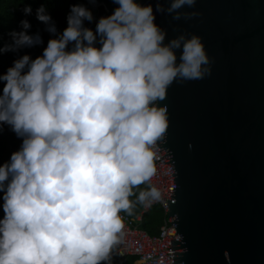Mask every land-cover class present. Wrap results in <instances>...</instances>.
Listing matches in <instances>:
<instances>
[{"label":"clouds","instance_id":"obj_1","mask_svg":"<svg viewBox=\"0 0 264 264\" xmlns=\"http://www.w3.org/2000/svg\"><path fill=\"white\" fill-rule=\"evenodd\" d=\"M111 2L99 17L98 0L70 4L62 31L41 4L35 18L50 34L42 53L19 55L0 74V132L21 141L0 163V264H108L131 198L162 200L149 183L168 128L160 102L173 82L209 75L211 59L199 35L166 39L156 15L197 16L179 11L196 0ZM30 28L21 19L0 53L42 45Z\"/></svg>","mask_w":264,"mask_h":264},{"label":"water","instance_id":"obj_2","mask_svg":"<svg viewBox=\"0 0 264 264\" xmlns=\"http://www.w3.org/2000/svg\"><path fill=\"white\" fill-rule=\"evenodd\" d=\"M98 5V16L115 7ZM179 11L199 15L157 13L156 23L166 39L199 35L211 73L173 82L160 102L172 264H264V0H196Z\"/></svg>","mask_w":264,"mask_h":264},{"label":"trees","instance_id":"obj_3","mask_svg":"<svg viewBox=\"0 0 264 264\" xmlns=\"http://www.w3.org/2000/svg\"><path fill=\"white\" fill-rule=\"evenodd\" d=\"M31 4L33 12L31 15L25 17L20 11V8L26 4ZM73 3H85L87 0H0V47L6 43H10V37L8 33L15 29L19 30V21L21 19H28L31 28L29 32L34 34L39 32L44 43L42 45L35 46L33 48H26L20 52H5L0 53V74H2L7 67H9L14 59L22 54H30L33 58L42 53L43 47L46 46L47 40L50 38V34L45 31V25L39 22L35 18V9L41 4H44L51 14L53 21L56 24L58 31H62L66 25V14L69 11V5ZM90 7V5H87ZM94 27V24L89 25ZM2 83H0V90H2ZM21 141L15 137V135L8 131L6 128L3 132H0V163L7 160L12 151L18 149ZM141 188L146 185L140 186ZM140 188L134 190L138 192ZM134 202V208L131 215L126 216L136 219L144 210V206L135 202V196L131 198ZM3 212L0 209V218H2ZM165 214L163 209L159 205L152 206L149 211L143 215L141 228L145 230L151 236L159 234L160 227L164 222ZM139 259L134 256H127L125 258H110L108 264H138Z\"/></svg>","mask_w":264,"mask_h":264},{"label":"built area","instance_id":"obj_4","mask_svg":"<svg viewBox=\"0 0 264 264\" xmlns=\"http://www.w3.org/2000/svg\"><path fill=\"white\" fill-rule=\"evenodd\" d=\"M90 7L92 6L90 5ZM93 12L96 17H99L97 7L93 8ZM154 152L157 172L149 183L161 189L163 193L162 200L144 206L143 212L136 219L122 214L125 234L122 243L113 250L110 258L134 256L139 261L143 260L144 264H172L171 239L176 236V230L171 227L168 220L167 201L174 188V184L169 166L164 164L160 158L163 156V153L159 152L157 146ZM155 205H159L163 209L165 218L160 227L159 234L151 236L141 228V224L143 215Z\"/></svg>","mask_w":264,"mask_h":264}]
</instances>
